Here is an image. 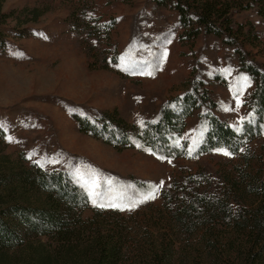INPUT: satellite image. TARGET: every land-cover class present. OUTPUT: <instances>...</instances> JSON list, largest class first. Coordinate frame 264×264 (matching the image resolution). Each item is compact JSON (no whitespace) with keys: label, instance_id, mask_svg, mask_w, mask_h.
Wrapping results in <instances>:
<instances>
[{"label":"rangeland","instance_id":"rangeland-1","mask_svg":"<svg viewBox=\"0 0 264 264\" xmlns=\"http://www.w3.org/2000/svg\"><path fill=\"white\" fill-rule=\"evenodd\" d=\"M77 2L0 0V152L11 160L23 156L42 167L65 168L81 185L95 180L96 191L101 193L95 198L105 205L113 201L130 205L157 189L155 199L130 210L102 207L123 215L143 211L147 205L160 206L162 187L184 173L200 169L213 173L234 161V156L220 151L172 159L138 145L116 150L79 131L77 121L90 109L115 111L130 124L146 123L164 101L186 91L195 76L203 81L200 88L208 93L211 111L239 130L247 117L253 81L238 73L236 53L220 38L199 34L181 41L185 33L171 3L88 2L91 16H99L102 24L112 23L108 45L103 38L87 43L80 37L72 13ZM235 20L254 26L258 39L255 45L245 44V50L264 68V19L249 10ZM244 77L249 80L246 86ZM199 111L196 105L181 135L189 150L200 141ZM260 143L261 139L251 142L249 148ZM101 172L130 177L140 184L136 190L133 184L126 189L116 187ZM94 207L98 206L89 199L83 216L90 217ZM29 252L37 256L36 250H21L9 253L1 264H27Z\"/></svg>","mask_w":264,"mask_h":264},{"label":"trees","instance_id":"trees-1","mask_svg":"<svg viewBox=\"0 0 264 264\" xmlns=\"http://www.w3.org/2000/svg\"><path fill=\"white\" fill-rule=\"evenodd\" d=\"M90 1L78 0L72 12L78 34L84 42L103 38L110 45L112 23L91 16L86 10ZM154 2L171 3L185 33L181 41L212 35L233 49L238 73L253 81L247 117L239 130L217 117L200 88L203 81L195 76L186 91L164 101L146 123L130 124L115 111L90 109L77 121L79 131L116 150L138 145L160 158L182 159L224 149L235 160L213 173L200 169L164 185L160 206L127 215L94 207L84 217L87 192L67 169L42 167L23 156L11 160L0 152V264L21 250L37 251V256L29 252L27 264H264V68L245 50V44L258 39L254 26L235 20L249 10L264 19V0ZM196 105L200 141L189 150L181 135ZM258 139L262 143L249 148ZM101 173L116 187L133 184L136 190L140 184Z\"/></svg>","mask_w":264,"mask_h":264},{"label":"snow or ice","instance_id":"snow-or-ice-1","mask_svg":"<svg viewBox=\"0 0 264 264\" xmlns=\"http://www.w3.org/2000/svg\"><path fill=\"white\" fill-rule=\"evenodd\" d=\"M149 75H151V73H147ZM244 85L246 86L249 83V80L247 77L242 78ZM240 101L237 100V104L239 105ZM218 151H220L223 155H230V153L224 149H218ZM162 158V157H161ZM163 182H161V186H162ZM83 187H85V190L87 192V195L89 197V199L92 200V203L94 206H98V207H113V208H120V210H125V208H128L129 210L131 208H134L137 206V204L139 203H143L149 199H155V192H156V188L153 189L152 192L146 194L143 196L142 199L136 200L133 203H131L130 205H123L121 206L120 204L116 203V202H110L107 205L103 204V203H99L98 200L95 197H99L101 195V193H98L96 191V188L98 187V185L96 184L95 180H91L89 182H87L85 185H83Z\"/></svg>","mask_w":264,"mask_h":264}]
</instances>
